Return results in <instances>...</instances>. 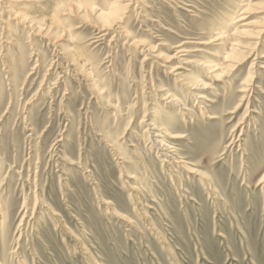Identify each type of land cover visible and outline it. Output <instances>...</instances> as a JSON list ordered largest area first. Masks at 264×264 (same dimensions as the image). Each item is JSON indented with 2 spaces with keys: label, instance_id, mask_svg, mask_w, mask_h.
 Returning <instances> with one entry per match:
<instances>
[{
  "label": "rangeland",
  "instance_id": "1",
  "mask_svg": "<svg viewBox=\"0 0 264 264\" xmlns=\"http://www.w3.org/2000/svg\"><path fill=\"white\" fill-rule=\"evenodd\" d=\"M121 1L0 0V264H264V0Z\"/></svg>",
  "mask_w": 264,
  "mask_h": 264
},
{
  "label": "bare ground",
  "instance_id": "2",
  "mask_svg": "<svg viewBox=\"0 0 264 264\" xmlns=\"http://www.w3.org/2000/svg\"><path fill=\"white\" fill-rule=\"evenodd\" d=\"M122 1H124V2H129L130 0H122ZM121 1V2H122ZM115 3V2H114ZM127 5H129V4H127ZM126 6V5H125ZM127 7V6H126ZM125 7V8H126ZM123 8V7H122ZM122 8H120V9H117V8H115V7H110L107 11H106V13L105 12H96V14H97V16L99 17L100 16V18H101V21L104 23V25L105 26H109L110 24H112V22H116L115 20H117V18L119 17H117V15H118V13H119V11L122 9ZM246 8V7H245ZM245 8H244V10L240 13V14H237V16L235 17V24H237V23H242V22H244L245 21V19L246 18H244V15L247 13V8H246V10H245ZM87 9L88 10H91L92 12H93V8H92V6L91 7H87ZM17 14V13H16ZM16 14H12V17L11 18H13L14 20H16L15 22H18V23H20V24H22L21 22H23V18H19V17H17V15ZM120 14V13H119ZM22 17V16H21ZM10 18V19H11ZM12 20V19H11ZM119 20V22H120V18L118 19ZM118 20H117V23H119L118 22ZM24 23H25V19H24ZM24 23H23V25H24ZM116 24V23H115ZM243 27H249L250 25L249 24H243L242 25ZM110 27H112V25H110ZM34 28V27H33ZM110 29V28H109ZM100 30V29H99ZM104 30V29H103ZM262 30V29H261ZM261 30H258L259 32L258 33H262L261 32ZM263 31V30H262ZM103 32V31H102ZM248 33V31H246V29H241V30H239L238 28H236L235 29V32H234V34L233 35H235V36H247L246 34ZM103 35V34H102ZM105 35V34H104ZM259 36V35H258ZM237 38H239V37H237ZM242 38V37H241ZM257 38V37H256ZM232 52H235V50H233ZM233 54V53H232ZM234 57H232V56H230V55H228V56H226V57H224V60L226 61V62H229V60L231 59H233ZM182 63H184V62H182ZM235 63V62H234ZM206 68V71H207V74L208 75H212L213 73H215V71H219V70H217V68H215V66H207V67H205ZM177 69H180V68H177ZM176 71V70H175ZM219 73H220V71H219ZM220 75V74H219ZM218 74H215V75H213L212 76V78L213 77H215V78H217L218 76H219ZM176 76V75H175ZM214 79V78H213ZM197 84V83H196ZM195 83L194 84H191V89H189V90H197V89H201V88H205V87H202V86H198V85H196ZM201 87V88H200ZM184 109V108H183ZM166 118H170L171 119V116H165ZM154 126V125H153ZM151 127L152 128V130L154 131V133L153 134H151V140H152V143H156L157 145H158V149L159 150H167L168 148L167 147H165V145L163 144V136H169L168 134H165L160 128H156V127ZM169 133V132H168ZM153 138H161V139H153ZM165 141V140H164ZM167 148V149H166ZM168 153H169V151H168ZM166 162V161H165Z\"/></svg>",
  "mask_w": 264,
  "mask_h": 264
}]
</instances>
